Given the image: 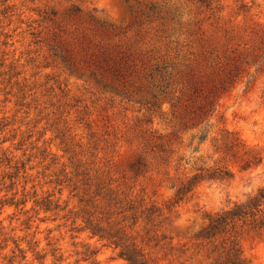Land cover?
Segmentation results:
<instances>
[{
	"label": "rangeland",
	"instance_id": "374dc122",
	"mask_svg": "<svg viewBox=\"0 0 264 264\" xmlns=\"http://www.w3.org/2000/svg\"><path fill=\"white\" fill-rule=\"evenodd\" d=\"M262 186L264 0H0V264H129L92 226L210 264V215Z\"/></svg>",
	"mask_w": 264,
	"mask_h": 264
},
{
	"label": "trees",
	"instance_id": "16d2710c",
	"mask_svg": "<svg viewBox=\"0 0 264 264\" xmlns=\"http://www.w3.org/2000/svg\"><path fill=\"white\" fill-rule=\"evenodd\" d=\"M232 174L227 170H212L206 174H196L190 185L182 186L177 192L179 199L192 190L196 182L209 180H229ZM91 232L101 240H109L117 247H121L120 255L129 264H148L140 251L126 245L120 237L113 233H106L104 229L92 226ZM264 233V186L255 194L244 200L233 202L221 210L210 215V223L200 238L202 248L210 264H253L244 254L241 239L245 234ZM23 258H26L24 256Z\"/></svg>",
	"mask_w": 264,
	"mask_h": 264
}]
</instances>
